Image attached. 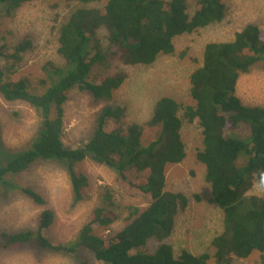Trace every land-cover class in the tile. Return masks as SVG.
Returning a JSON list of instances; mask_svg holds the SVG:
<instances>
[{
  "label": "trees",
  "instance_id": "trees-1",
  "mask_svg": "<svg viewBox=\"0 0 264 264\" xmlns=\"http://www.w3.org/2000/svg\"><path fill=\"white\" fill-rule=\"evenodd\" d=\"M34 1L0 0V16L13 20ZM73 1L85 5L98 0L65 2ZM226 14L221 0H196L192 15L186 0H106L100 8L71 11L61 23L56 15L57 54L62 62H46L41 67L45 79L35 80L22 74L17 77L25 55L34 49L32 42L27 36L8 41L12 33L0 32V96L30 107L41 124L36 137L19 151L4 154L0 150V195L17 192L43 205L39 194L18 185L14 178L39 162H50L62 166L72 204L82 203L89 198L90 183L79 166L89 159L113 172L120 192L147 203L143 210L121 208L120 195L104 185L72 242L58 244L46 237L54 214L44 210L33 230L1 232V249L34 245L73 257L77 264H89L84 254L102 264H208L211 260L230 264L231 259L248 260L254 253L259 255V264H264V194L248 195L253 186H264V107L245 106L236 95L241 75L253 69L264 72V34L258 26L247 24L234 32L231 41L206 44L200 64L195 60L199 66L188 76L191 105L160 96L150 118L141 122H128V109L115 100L126 80L124 73L115 72L97 82L90 77L94 67L112 61L151 67L159 56L175 52L176 37L221 23ZM74 91L90 94L104 107L94 120L89 140L70 147L63 142V107ZM183 121L197 122L200 128L202 148H195L194 159L204 168L209 203L222 213L221 232L210 240L212 256L184 249L176 256L166 243L175 216L189 204L183 194L164 190L167 167L187 157L188 148L180 135ZM193 196L196 202L200 200ZM120 215L126 224L119 232L108 238L95 234L97 229L109 230ZM152 241L158 246L148 252Z\"/></svg>",
  "mask_w": 264,
  "mask_h": 264
},
{
  "label": "rangeland",
  "instance_id": "rangeland-1",
  "mask_svg": "<svg viewBox=\"0 0 264 264\" xmlns=\"http://www.w3.org/2000/svg\"><path fill=\"white\" fill-rule=\"evenodd\" d=\"M221 1L227 8V14L221 23L212 24L190 35L176 37L173 40L175 52L170 56H159L151 67L125 66L112 61L92 69L90 77L96 82L115 72L126 75V80L116 91L115 100L128 109V122L137 123L149 119L154 102L160 96L171 98L183 106H190L192 100L188 93V76L199 66L206 44L231 41L234 32L250 23L258 26L259 31L264 34V0ZM105 2L106 0H98L84 5L79 1L68 4L64 0H36L22 7L13 20L0 16V32L10 31L13 35L8 41L13 39L17 42L27 36L34 47L32 52L25 55L17 77L22 74L32 80L39 77L45 79L41 67L46 62L61 64L62 60L57 54L56 15L58 23H61L77 8H100ZM186 4L188 14L192 15L196 0H186ZM67 6H71V9ZM236 95L245 106L264 107V72L253 69L249 74L241 75ZM103 107V102L88 93L72 92L63 107L64 144L70 147L85 144L91 135L94 120ZM181 115L179 111L180 118ZM40 125V118L30 107L20 102H6L0 96V150L4 154L15 153L25 147L36 137ZM236 134L242 135L240 131ZM180 135L188 148L187 157L181 164L167 167L164 190L183 194L189 204L175 216L172 235L166 243L172 246L176 256L182 249L193 255L206 253L212 256L210 240L221 232L222 213L216 204L209 203L211 196L204 183V168L194 159L195 148H202L197 122L189 125L183 121ZM79 169L89 179L90 192L86 201L76 205L72 204L67 176L57 163L39 162L26 174L14 178L18 185L39 194L44 204L36 205L17 192L0 195V233L33 230L41 212L49 210L54 214V221L47 230L46 237L58 244L72 242L96 206L104 185L114 188L120 195L118 204L121 208L126 205L143 210L147 206L143 199L130 198L120 192L115 184V175L105 167L86 159ZM263 194L264 186L255 185L248 195ZM193 195H198L200 200L196 202ZM124 217L120 215L109 230L97 229L95 234L102 238L116 234L126 224ZM157 246L156 242H149L148 252H154ZM84 256L89 264H102L90 254ZM258 259L259 255L254 253L248 260L231 259L230 264H259ZM0 264H77V260L34 245H13L6 250L0 248ZM208 264H213L212 260Z\"/></svg>",
  "mask_w": 264,
  "mask_h": 264
},
{
  "label": "bare ground",
  "instance_id": "bare-ground-1",
  "mask_svg": "<svg viewBox=\"0 0 264 264\" xmlns=\"http://www.w3.org/2000/svg\"><path fill=\"white\" fill-rule=\"evenodd\" d=\"M66 1V0H65ZM66 7V6H65ZM6 15V14H5ZM85 17V16H84ZM87 17V16H86ZM88 18H90V17H88ZM86 19V18H85ZM188 22V21H187ZM87 25V24H86ZM83 27V26H82ZM110 32H111V30H110ZM101 40V39H100ZM105 40V39H104ZM83 43H84V41H83ZM85 45V44H84ZM81 48V47H80ZM104 51V50H103ZM93 56V55H92ZM88 64H90V63H88ZM107 76V75H106ZM2 78V77H1ZM104 78V77H103ZM144 124V123H143ZM24 144V143H23ZM243 171H244V169H243ZM249 173V172H248ZM261 174V173H260ZM245 187V186H244ZM99 194V193H98ZM241 194V193H240ZM123 197V196H122ZM136 198V197H135ZM126 199V198H125ZM129 200V199H128ZM35 201V200H34ZM136 202V201H135ZM126 206V205H125ZM143 208V207H142ZM35 222V221H34ZM158 227V226H157ZM110 228V227H109ZM9 234V233H8ZM80 241V240H79ZM89 245V244H88Z\"/></svg>",
  "mask_w": 264,
  "mask_h": 264
}]
</instances>
